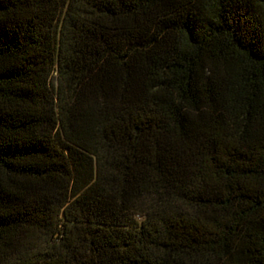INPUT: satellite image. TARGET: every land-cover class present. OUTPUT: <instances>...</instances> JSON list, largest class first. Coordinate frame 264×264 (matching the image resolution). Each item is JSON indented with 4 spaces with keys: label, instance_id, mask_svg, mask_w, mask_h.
<instances>
[{
    "label": "trees",
    "instance_id": "16d2710c",
    "mask_svg": "<svg viewBox=\"0 0 264 264\" xmlns=\"http://www.w3.org/2000/svg\"><path fill=\"white\" fill-rule=\"evenodd\" d=\"M0 264H264V0H0Z\"/></svg>",
    "mask_w": 264,
    "mask_h": 264
}]
</instances>
